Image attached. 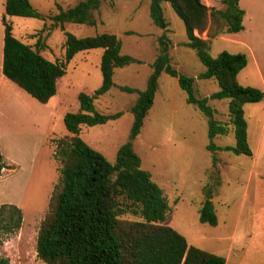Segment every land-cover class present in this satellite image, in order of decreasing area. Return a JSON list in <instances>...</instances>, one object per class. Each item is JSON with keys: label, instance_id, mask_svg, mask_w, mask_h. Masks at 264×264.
Instances as JSON below:
<instances>
[{"label": "rangeland", "instance_id": "rangeland-1", "mask_svg": "<svg viewBox=\"0 0 264 264\" xmlns=\"http://www.w3.org/2000/svg\"><path fill=\"white\" fill-rule=\"evenodd\" d=\"M78 1L30 0L32 7L42 15V20L12 18L13 27L17 22L27 24L26 29L15 28L14 36L16 34L26 44L38 46L40 54L47 60H61L64 35L53 26L50 17L58 12V7L67 9ZM202 1L209 7L222 8L220 0ZM239 6L245 12L243 30L211 39L208 54L213 58L221 52L245 55L247 63L237 75L238 84L264 91V0H240ZM163 8L169 23L167 36L172 44L169 50L172 67L195 78L197 97H210L217 91L216 83L198 78L205 68L195 52L184 46L187 41L184 25L168 4H163ZM95 17L97 24L94 27L65 24L64 31L78 38L103 33L115 35L121 43V54L137 61L115 70V86L144 90L160 36L157 33L160 29L149 17V0H101ZM101 54V49L79 52L66 66L69 88L61 92V100L70 111L74 105L77 106L79 93L91 95L100 87ZM136 98V94L112 87L94 101L95 108L102 114L122 112V115L103 125L82 127L81 138L109 162L114 161L117 149L128 139L132 123L129 110ZM185 99L177 80L161 74L153 105L133 141V149L140 158L141 168L150 173L169 201V225L185 238L188 245L221 256L227 249L245 196V208H253L259 223H264V180L261 179L264 177V100L243 106L247 143L253 157L216 151L217 163L213 169L211 153L206 150L209 143L207 119ZM207 104L214 110L215 120L228 122L227 101L209 99ZM60 126L63 125L53 122L51 131L58 135ZM46 140L41 135L28 140L35 149L39 143L42 146L35 154L36 160L30 172L24 169L8 174L4 179L0 177V203L14 204L22 213L19 231L0 243V257L7 258L8 264H44L36 258L35 240L47 211L48 195L59 174V164L53 157L54 144L48 146ZM213 143L218 147L233 146L231 129L226 136L215 137ZM206 192L212 195L218 221L216 227L198 220V210ZM242 215L237 241L243 240L245 232V213ZM255 232L256 239L250 243L246 257L242 260L238 256L236 264H254L264 260H261L264 258V227L256 228Z\"/></svg>", "mask_w": 264, "mask_h": 264}, {"label": "trees", "instance_id": "trees-1", "mask_svg": "<svg viewBox=\"0 0 264 264\" xmlns=\"http://www.w3.org/2000/svg\"><path fill=\"white\" fill-rule=\"evenodd\" d=\"M222 8L207 7L202 0H150L149 17L162 30L157 38V54L150 67L144 90L115 86L116 69L126 67L135 59L121 54V43L113 34H97L78 38L64 31L65 24L94 27L95 13L101 0H80L67 9L58 7L50 17L53 26L64 35L63 58L49 61L40 54L38 46L17 39L5 16L42 20L30 0H6L2 24L4 26L2 74L41 104L56 93V81L65 74L67 64L79 52L101 49V85L91 95L79 93V108L66 113L65 129L71 136L55 142L53 157L58 166V180L48 199L47 211L35 240L36 258L44 264H225L217 256L188 245L185 238L169 225V201L149 172L141 168L133 141L139 135L143 121L151 109L158 89V79L166 74L177 80L192 105L207 119L211 153V167L217 163L216 151L251 156L247 143V127L243 114L245 104L264 100V91L242 87L237 75L246 66L243 54L221 52L208 54L209 41L222 34H236L243 30L244 10L239 0H220ZM168 4L182 21L187 41L205 70L201 80H213L217 91L210 97L195 95V78L179 73L170 63L171 39L167 36V22L163 4ZM195 33L197 35H195ZM128 34H131L130 32ZM205 34V38L201 35ZM112 87L137 98L129 112L132 123L128 139L116 152L113 162L90 147L80 136L82 127L103 125L117 120L122 112L99 113L94 101ZM227 101V123L214 119L208 100ZM231 129L233 146L218 147L217 136H226ZM5 162L0 151V173ZM211 192L198 210V220L212 227L217 216ZM132 219H128V218ZM22 223L20 208L11 204L0 206V243L16 234ZM0 264H8L0 257Z\"/></svg>", "mask_w": 264, "mask_h": 264}, {"label": "crops", "instance_id": "crops-1", "mask_svg": "<svg viewBox=\"0 0 264 264\" xmlns=\"http://www.w3.org/2000/svg\"><path fill=\"white\" fill-rule=\"evenodd\" d=\"M5 1L6 0H0V151L5 162V167L1 170L0 173L1 179H4L8 174H14V172L16 173L17 171H22L24 169L26 172H30L33 167V161L36 160L35 154L37 153V150L42 147L39 143V145L35 149L34 146H31V144L28 143V140L30 138L34 137L35 135H41L42 137H45L47 139L46 141L48 142L49 146V144L51 145V143L55 144L54 141L62 137L71 136V134L64 127L63 118L66 113H74L79 108V104H77V106L74 105V109L70 111L67 107H65L66 103L61 100V92L63 93L69 88L68 83L70 80H67L66 78L67 69H65V74L62 77L58 78L56 81L55 95L50 98L49 101L45 104L39 103L29 94H27L25 91L20 89L18 86H16L14 83L3 76L2 50L4 26L2 24V17L5 16ZM12 18L30 19L5 16V20L12 26V33L13 31L15 32V28H27L26 22H17L13 27V22H11ZM162 32L163 31L160 30L157 33H160L161 35ZM195 35L197 34L195 33ZM15 36L17 37L16 34ZM201 37L205 38V34H202ZM17 39L21 40L19 37H17ZM53 122H58L59 124L63 125L60 126L58 135L51 131ZM82 135L83 129L81 130L80 136L82 137ZM40 141H42V139H40ZM253 155L254 153L251 151L250 158L253 157ZM252 178L254 179V177ZM261 179L264 180V177H261ZM48 196L50 197V195ZM245 200H247L246 196L243 199L238 211L235 228L233 227L230 234L227 249L224 250L221 255V257H223L225 260V264H230L232 263V261H234L233 263L236 264L238 256H241L240 258L243 260V258L246 257L250 243H254L256 239L255 233L258 230L255 232V229L264 227V223H259V221L255 217L253 208L250 207V210L249 208H245ZM250 201L253 203V199H251V197ZM2 204L3 203H0V205ZM243 213H245V222L243 224L245 227V232L243 235V240L237 241L236 235L238 230L241 228L240 226L242 223ZM232 250L234 251L231 255ZM262 259L264 258H261V260ZM241 264L244 263L241 262ZM254 264H264V260L262 262L258 261Z\"/></svg>", "mask_w": 264, "mask_h": 264}]
</instances>
